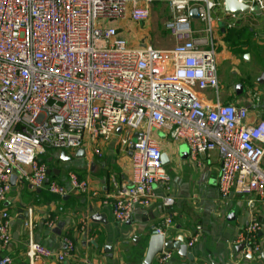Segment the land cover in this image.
Masks as SVG:
<instances>
[{
  "label": "built area",
  "instance_id": "2783aa9c",
  "mask_svg": "<svg viewBox=\"0 0 264 264\" xmlns=\"http://www.w3.org/2000/svg\"><path fill=\"white\" fill-rule=\"evenodd\" d=\"M240 1L264 12V0ZM154 2L168 5L164 28L175 43L157 48L143 38L133 47L116 22L127 15L136 24L148 22ZM224 15L230 18L224 32L239 28L240 15L226 13L224 0H0V205L14 174L59 197L86 192L87 181L75 172L69 173V188L50 179L47 149L91 148L99 156L101 142L117 137L122 150L132 143L135 148L131 183L118 189L113 203L115 220L128 222L137 206L150 205L156 184L164 186V203L171 206V176L154 136L159 130L185 143L193 162L218 152L224 200L243 196L253 207L254 196L264 198V119L247 124L248 108L220 101L215 23ZM194 20L203 26L194 27ZM203 89L213 90L217 100H206ZM81 223L87 232V221ZM172 224L168 215L164 226ZM11 225L10 214L0 211L3 249L12 243ZM25 227L30 260L64 261L72 254L70 237L64 238L65 251L56 252L35 241L31 223ZM260 230L253 216L239 231L244 254L261 251ZM197 240L195 235L187 245ZM172 256L165 249L158 255L161 262ZM12 263L10 255L1 257L0 264Z\"/></svg>",
  "mask_w": 264,
  "mask_h": 264
},
{
  "label": "crops",
  "instance_id": "0c3cea01",
  "mask_svg": "<svg viewBox=\"0 0 264 264\" xmlns=\"http://www.w3.org/2000/svg\"><path fill=\"white\" fill-rule=\"evenodd\" d=\"M262 14H239L242 19L239 28L248 24L262 25V32L252 44L248 37H242L238 44L226 40L227 31L224 30L230 20L228 16L224 15V21L215 23L219 40L220 101L248 108L247 124L264 119V79L261 80L264 73V12ZM125 21L130 23L135 36L133 45L130 44L136 47V41L141 44L146 32L143 26H150L148 23L136 24L129 16ZM120 33L124 36L123 31ZM168 47H171L170 43L158 46ZM246 53L250 55L248 59ZM239 84L243 85V90H237ZM201 91L206 100H217L213 90ZM154 136L163 155L167 156L164 165L171 176L169 195L174 200L171 206L164 203L168 193L164 186L156 184L152 203L146 207L137 206L130 221L120 223L114 218L113 203L118 189L132 180L130 147L122 150L118 138L113 137L101 142L99 156L88 148L85 156L78 158L77 150H72L66 151V156L71 157L66 161L61 160L60 151L57 160L49 165L50 179L69 188V173L75 172L81 180L87 181L88 190L84 193L70 191L58 198L51 195L46 186L31 188V184L14 174L16 179L11 181L7 199L0 205V211L10 214L13 240L8 249L0 245V257L10 255L12 264H142L152 227H155L165 231L166 240L176 241L183 237L187 243L195 235L198 240L189 247L194 260L172 250L170 260L161 262L158 257L153 264H264V198L254 196L253 207L243 196L233 195L224 200L218 188L221 163L217 151L200 158L199 164L190 160L189 155L180 157L179 152L184 154V149H188L186 144L173 142L163 130L155 131ZM168 215L173 217V224L166 228L164 219ZM253 216L261 224L256 239L261 251L248 255L240 248L242 243L236 240L239 231ZM82 220L87 221V232L81 230ZM49 221L52 225H48ZM59 222L64 223L60 234L54 231ZM25 223H31L35 241L56 252L65 251L64 238L70 237L74 244L72 254L64 261L41 256L30 260L26 254L29 232Z\"/></svg>",
  "mask_w": 264,
  "mask_h": 264
},
{
  "label": "water",
  "instance_id": "95a60500",
  "mask_svg": "<svg viewBox=\"0 0 264 264\" xmlns=\"http://www.w3.org/2000/svg\"><path fill=\"white\" fill-rule=\"evenodd\" d=\"M224 9L225 12L228 14H235V15H239V14H255V15H261L262 11L261 9L256 6V5H252L250 3H246V2H242L240 0H224ZM191 16L194 19H198L199 15L197 12L196 8H193L191 10ZM249 53L245 54V58L248 59L249 58ZM264 79V73L261 76V80ZM239 89H244L242 84H239L237 86V90L239 91ZM118 131H120V128L118 129ZM134 136H136V134H134ZM135 148V144L132 143L130 145V152L132 153L133 150ZM187 149L186 151H184V153H187ZM85 150L84 149H79L76 152V157L81 158L85 156ZM61 160H71V157L66 156V151L62 150L61 151ZM163 160V164H165L167 162V156L163 155L162 157ZM16 179V176L13 175L12 176V182ZM49 181V179L47 180ZM31 188H33V186L31 185ZM232 214L229 216L231 217ZM64 227V223L63 222H59L56 227H55V232L60 234L61 230ZM240 248H244V244L240 245ZM177 250L178 254L182 257H186L189 258L191 260H194V256L193 254L189 251V246L187 245L186 242H184L183 237H180L178 240L173 241V240H166V236L163 233H160L158 231V229H156L155 227H152V232L148 241V246H147V251L145 254V258L142 264H153V262L158 258V255L163 253V250ZM1 260V257H0Z\"/></svg>",
  "mask_w": 264,
  "mask_h": 264
},
{
  "label": "rangeland",
  "instance_id": "374dc122",
  "mask_svg": "<svg viewBox=\"0 0 264 264\" xmlns=\"http://www.w3.org/2000/svg\"><path fill=\"white\" fill-rule=\"evenodd\" d=\"M262 13H261V15H263ZM170 16H171V14H170L168 5H166L163 2H154L152 4L150 18H149L148 22L143 23V25L148 23L150 26L149 28H147V26H143V28L146 30V32L143 34V38H145L146 43H151L157 48L160 45H166L168 43H170L171 46L174 45L175 41L170 40L171 35L164 28V24ZM125 18L122 19V21H120V22H116V26L119 29V31H121V32L123 31L124 37H126L128 42L133 45V41H134L135 36L131 32L130 23H127V21H125L126 20ZM193 25H194V27L203 26L202 22L199 20H196V21L194 20ZM240 30H244L243 31L244 37L247 36L250 40H252L253 41V42H251V44H252L255 42V40H254L255 37L260 32H262L261 31L262 25L256 26L254 24L253 25L248 24V25L242 26ZM139 44H140V41H136L135 46H138ZM250 47H251V49L253 48V50H255L254 47H252V46H250ZM219 71H220V68H219ZM184 145H185V143L182 144V146H184ZM184 150L186 151V148ZM60 151H62V150L55 149V148H48L47 149L46 159H47V162L49 165L53 164L55 162V160H57V157H59ZM180 151H182L181 148H180ZM67 152L68 153L72 152V150H67ZM179 155H180V157L183 158V157L189 155V152L187 151V153H184V154H180V152H179ZM51 158H52V160H51Z\"/></svg>",
  "mask_w": 264,
  "mask_h": 264
},
{
  "label": "trees",
  "instance_id": "16d2710c",
  "mask_svg": "<svg viewBox=\"0 0 264 264\" xmlns=\"http://www.w3.org/2000/svg\"><path fill=\"white\" fill-rule=\"evenodd\" d=\"M240 29H241V27L240 28H232V29L228 30L227 33L225 34L226 40L231 42L232 44H238L237 42H240L242 40V37H244V35H243L244 30H240ZM245 37H247V36H245ZM51 195H53V194H51ZM53 196H56V195H53Z\"/></svg>",
  "mask_w": 264,
  "mask_h": 264
}]
</instances>
